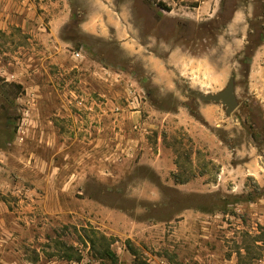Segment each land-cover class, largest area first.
Instances as JSON below:
<instances>
[{"label":"rangeland","instance_id":"obj_1","mask_svg":"<svg viewBox=\"0 0 264 264\" xmlns=\"http://www.w3.org/2000/svg\"><path fill=\"white\" fill-rule=\"evenodd\" d=\"M54 1L0 0V173L6 156L15 165L20 152L31 154L33 119H97L98 105L87 113L74 106L82 98L106 102L119 120L127 114V88L102 67L145 92L141 112L158 123L145 139L169 163L161 173L141 157L116 163V196L90 180L88 193L116 207L105 222L98 213L81 217L80 200L65 204L72 215L46 212L42 192L28 184L13 192L0 175V264H264V0H113L131 24V49L108 28H80L93 7L86 0H71L70 21L56 31ZM102 11L109 20V8ZM80 48L82 61L73 57ZM173 51L177 71L167 73ZM232 76L239 106L227 115L200 95L219 92ZM62 101L73 104L59 115ZM180 105L216 135L214 148L173 120L160 123Z\"/></svg>","mask_w":264,"mask_h":264},{"label":"crops","instance_id":"obj_2","mask_svg":"<svg viewBox=\"0 0 264 264\" xmlns=\"http://www.w3.org/2000/svg\"><path fill=\"white\" fill-rule=\"evenodd\" d=\"M86 1L93 7L81 20L80 28L86 33L101 35L106 33L100 30L108 28L111 31L110 37L116 39L122 47L131 49L135 36L131 24L125 18L126 11L122 7L119 9L110 7L115 3L113 0ZM71 3V0L54 1L53 22L56 31L60 25L70 21L73 11ZM105 7L110 10L107 12L109 20L101 18L105 13L102 11ZM100 12H103L102 16ZM174 55L175 51L165 60L167 73L177 71L170 67ZM116 95L119 97L120 94L116 92ZM69 103L70 101H62L60 107L56 108L59 109L57 111L59 115L62 114L60 108L69 109ZM115 105L116 103L109 102L110 111ZM201 112L204 114L205 108H201ZM96 114L98 117L93 120L88 114L85 117L73 116L66 120L54 118L48 122H45V119H33V128L28 132L30 137L26 139V148L31 154L25 155L20 152L15 165H12L9 155H5L8 162L1 166L4 170L0 173L1 178L9 189L14 192L17 187L24 184L31 185L35 190L42 192V205L44 211L49 213L65 209L66 213L72 215L73 210L65 208V204H77L80 200L86 207H82L79 214L87 220L91 219L90 213L101 214L102 222H105L109 215L115 217L116 207L107 208L102 201L88 193L91 187L90 180H99L105 189H111L116 196V163L141 157L144 163H148L161 173L162 164L165 161L169 163V159L160 149L158 153H152L153 146L145 139L148 127L158 124L152 116L144 119V113L141 111H127L119 120L114 113H106L101 107L96 110ZM213 119L208 117L207 122L214 124ZM171 120L176 125L184 126L198 144L208 145L209 149L217 145L216 135L207 128H202L190 116L184 105L178 106L173 112L164 113L160 123L168 124ZM136 123L141 124L140 130H134L133 126ZM24 147H21V150ZM0 150L3 154L6 153L5 149ZM169 169L173 171V165ZM110 176L113 180H110ZM110 230L116 233V229L110 227Z\"/></svg>","mask_w":264,"mask_h":264},{"label":"built area","instance_id":"obj_3","mask_svg":"<svg viewBox=\"0 0 264 264\" xmlns=\"http://www.w3.org/2000/svg\"><path fill=\"white\" fill-rule=\"evenodd\" d=\"M85 54H86V52H84L83 48H80V49L73 51V57L76 60L82 61L83 59L86 58ZM102 72H103V75L105 76V78H112L113 80H115L116 83H119L120 85H123L124 88H127V90H126L127 97L125 98V101H126V105H127L129 112L130 111L131 112L132 111H141V108L147 102L146 101L147 97H146L145 92L131 79H127L125 77L124 73L121 71L113 70V69H110L107 67H102ZM97 102H90V104L87 105V103H85V101H84V98H82L81 100H78V105L84 106V104H86L87 105V108H86L87 111L91 112L94 108L93 105L97 104ZM120 110H121L120 107L116 106V111H120ZM133 128H134V130H140L141 124L136 123V124H134ZM20 132L21 131L18 132L19 135H18L17 139L23 140V136H20Z\"/></svg>","mask_w":264,"mask_h":264},{"label":"water","instance_id":"obj_4","mask_svg":"<svg viewBox=\"0 0 264 264\" xmlns=\"http://www.w3.org/2000/svg\"><path fill=\"white\" fill-rule=\"evenodd\" d=\"M204 101H210L222 104L227 115H231L239 106L236 95L235 76H232L226 87L216 93H202L200 95Z\"/></svg>","mask_w":264,"mask_h":264},{"label":"flooded vegetation","instance_id":"obj_5","mask_svg":"<svg viewBox=\"0 0 264 264\" xmlns=\"http://www.w3.org/2000/svg\"><path fill=\"white\" fill-rule=\"evenodd\" d=\"M70 103H72V101H70ZM101 103V104H100ZM73 104V103H72ZM74 106L78 109V111H84V112H86L87 111V105L86 104H84V106H79L78 105V101H76V102H74ZM105 104H106V102H104V101H100V102H98L96 105H98L97 107H101V108H103V106H105ZM86 106V107H85ZM88 112V111H87ZM86 112V113H87ZM82 114H80V116H81ZM82 117V116H81Z\"/></svg>","mask_w":264,"mask_h":264},{"label":"trees","instance_id":"obj_6","mask_svg":"<svg viewBox=\"0 0 264 264\" xmlns=\"http://www.w3.org/2000/svg\"><path fill=\"white\" fill-rule=\"evenodd\" d=\"M163 7V6H162ZM188 109L190 110L191 114L195 117H200V113L198 111H196L194 108H192L190 105H187Z\"/></svg>","mask_w":264,"mask_h":264}]
</instances>
